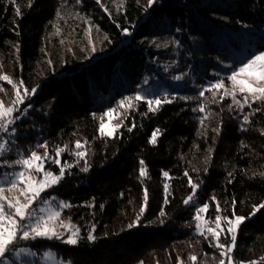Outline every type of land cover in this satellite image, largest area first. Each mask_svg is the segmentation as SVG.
I'll return each mask as SVG.
<instances>
[{
  "label": "trees",
  "instance_id": "1",
  "mask_svg": "<svg viewBox=\"0 0 264 264\" xmlns=\"http://www.w3.org/2000/svg\"><path fill=\"white\" fill-rule=\"evenodd\" d=\"M261 51L264 0H157L151 7L147 0H0V75L22 80L29 90L37 87L14 113L20 117L11 126L16 132L0 134L10 148L0 156V176L18 169L11 162L21 155L43 153L37 145L47 143L52 154L67 145L61 163L73 167L41 197L68 203L61 214L80 227L76 245L62 237L26 245L38 256L48 252L67 264H177V258L193 264L191 255L198 257L196 264H218L220 250L195 230V207L207 203L209 218L246 217L231 253L234 264L259 261L264 208L254 211V206L264 204V103L230 110L231 98L219 101L217 95L212 103L211 92L205 97L199 92L212 70L229 61L236 67L240 55ZM173 62L178 72L192 71L195 80H186L156 113L146 101L126 112L120 108L122 126L114 136H102L99 116L124 97H134L157 64ZM0 86V99L8 105L13 89L4 81ZM201 103L204 113L198 110ZM155 129L161 134L153 145ZM76 140L87 142L82 149L87 156L78 163ZM85 160L87 172L81 171ZM141 160L147 177L140 176ZM45 166L59 172L51 162ZM186 171L200 185L188 205L183 201L192 189ZM145 188L146 210L128 228L140 212ZM92 225L96 239L89 241ZM222 243L230 244L231 237Z\"/></svg>",
  "mask_w": 264,
  "mask_h": 264
},
{
  "label": "snow or ice",
  "instance_id": "2",
  "mask_svg": "<svg viewBox=\"0 0 264 264\" xmlns=\"http://www.w3.org/2000/svg\"><path fill=\"white\" fill-rule=\"evenodd\" d=\"M157 3V0H147V7H151ZM106 12L107 8L104 9ZM17 15H20V9H16ZM125 34H130L128 29L123 30ZM95 51V47L92 48ZM176 80L182 79V76L174 77ZM230 82V86L225 84L224 78L216 80L215 83L208 85L204 90L199 92V97H205V91L212 93V103H216L217 95H219V101H223L226 97H230L232 104L229 105L231 110L232 105H235L240 110H243L245 105L251 107L252 103L260 101L264 103V51L253 54L250 59L245 63H241L238 68L231 72L226 78ZM0 81L7 82L13 89V98L11 103L6 105L3 99H0V133H6L12 136L16 129L11 127L15 124L19 116H14V113L20 111L19 106L23 105L26 100L37 92V87H33L30 90L23 87V81L15 82L9 75H0ZM4 88L0 86V92H3ZM240 96L242 99H238ZM173 98L160 97L148 98L141 95L139 92L134 97H124L118 102L119 108L125 110L132 109L137 101H146L149 112L156 113L164 104L172 102ZM182 99L189 100L192 97H183ZM31 104H28V108ZM205 105L201 103L198 110L201 113L205 112ZM24 112L27 109L23 110ZM259 111V109H256ZM95 115V114H94ZM124 113L118 111L117 108H109L106 112L99 116V132L102 136L112 137L114 136L117 129L122 126L121 123L112 124L114 119H120ZM107 117V122L105 121ZM244 122L249 121V115L243 116ZM203 124V118L201 119ZM135 123L128 128L131 132L135 127ZM219 129H217V132ZM161 134L160 129H155L150 137V143L155 145L157 143L158 136ZM85 142L80 140L75 141L74 155L77 158V163L81 159H85L87 151L85 149ZM37 147L44 149L41 155L37 151L33 150L28 155H21L20 158L12 161L14 165L21 167L20 171L13 172L11 174H5L4 180L7 182V187L0 185V258L4 257L6 253L12 252L13 248L18 240H36L37 238L46 239H61L62 233L57 231V227H63L68 230L70 234L67 239L63 242L69 245H76L79 242L80 229L74 227L70 223L60 220L61 212L55 210L52 207V201L43 199L41 194L46 190L53 188L58 185L62 178L65 176L66 171L70 170L73 165L67 162L61 163L60 157L67 150L68 146L63 147L57 146L55 149V155H50L47 143L37 145ZM10 150L9 140L0 138V156H3ZM51 161L52 164L59 166V172L54 173L53 171L45 168V163ZM3 163L7 165L8 160H4ZM141 168L139 170L141 177H147V169L144 165V161H140ZM89 170V165L85 160V166L81 169L83 172ZM188 176L187 171L184 173ZM264 175V173H261ZM164 177H169L168 172H163ZM188 183L192 189L191 194L183 201L185 205L191 203L196 195V190L199 188V184L194 182L190 176H188ZM165 192H168L169 185L165 183ZM11 193L12 195H6ZM54 199V198H53ZM149 200V193L147 188L144 189L143 193V204L140 208V212L133 223L128 224V228H132L139 223L140 216L146 210ZM215 200V197H213ZM167 203V200H165ZM39 203L42 205L39 209L34 207V204ZM235 204V201H233ZM61 209L70 207V205L64 201L59 202ZM103 207V205H101ZM258 208H264V204L254 206V211ZM209 209V204L205 203L198 207L195 212L194 219L196 221L195 227L197 232L204 236L206 233L215 241L214 246L220 250V259L218 264H234L233 257L231 255L237 241V232L241 225L245 221L246 217L233 214V217L216 215L213 223L215 227H208L209 221L204 215ZM216 211L219 213L220 205L216 203ZM39 213V214H38ZM161 216L165 213L162 211ZM161 223L163 221L161 220ZM225 225L227 226L225 228ZM95 225H92V231H89L87 239L94 241L96 236L93 235ZM222 234H230L231 243H221ZM207 238V236H206ZM26 249H20L15 254L20 255V252H25ZM47 255V253L45 254ZM189 260L196 264L198 257L191 255ZM143 264V262H141ZM177 264H184V262L177 258ZM239 264H264V256L260 257L259 261L252 260L250 262H239Z\"/></svg>",
  "mask_w": 264,
  "mask_h": 264
},
{
  "label": "rangeland",
  "instance_id": "3",
  "mask_svg": "<svg viewBox=\"0 0 264 264\" xmlns=\"http://www.w3.org/2000/svg\"><path fill=\"white\" fill-rule=\"evenodd\" d=\"M254 54H256V53H254ZM252 55L253 54H250L249 56L240 55L238 58V62H237L236 67H232V62H230V61L228 63H223L221 65V67H219L215 70H212L210 72L211 77L209 79H207V81H206L208 83H202V85H205V87H207L208 85L215 83L216 80L224 78L225 84L230 86V82L226 79L227 76H229L232 71H234L236 68H238L241 63L247 62V60L250 59ZM156 67H157V69L155 72L149 73V74H146L145 76H143V78L141 79V84L139 86V93L141 95L148 97V98L160 97L161 99H163L164 97H168L171 99L177 93V89L180 86H182L186 80H190V81L195 80V77L191 76L192 71H189V73H188V70L184 71V72H178L177 69L179 68V66L177 65L176 62L165 63V64H163L162 67L159 64H157ZM196 73H197L196 76L200 77L201 79L205 78V76L203 75V73L199 69H196ZM176 76H182V79H180V80L174 79V77H176ZM237 98L242 99V97H240V96H238ZM115 108H117L118 111L121 112V109L119 108V106H117ZM105 121L107 122V117H105ZM117 123H119V119H114L112 121V124H117ZM38 153H40L41 155L43 154L41 152H38ZM50 155L54 156L55 153L54 154L50 153ZM47 162H51V161L49 160ZM46 163H45V165H46ZM57 167L59 168V166H57ZM45 168H46V166H45ZM46 169L52 171L50 168H46ZM20 170H21V167L19 166L18 169L12 170L10 173H6V174H11L13 172L20 171ZM4 176H5V174L0 176V185L4 186L6 188L7 182L4 180ZM6 195L11 196L12 194L6 192ZM47 200L52 201V207L55 210L60 211L62 213V210L59 207L58 202L54 201V199L52 197H51V199H47ZM193 202H195V200H193ZM34 207L39 209L40 207H42V205H40L39 203H36V204H34ZM198 207H200V206L197 205L195 207V210H194L195 212H196V209ZM202 215H204L205 218L209 221V224L207 225L208 227H215V224L213 223V221H214L216 215H218V214H216L212 218L207 217L206 213L202 214ZM60 220H63L67 223H70L74 227H78L80 229V227L75 222H73L72 220H70L69 218L65 217L62 214L60 216ZM194 223L196 224L195 219H194ZM226 227L227 226L225 225V228ZM57 231H59L63 234L62 235L63 240H66L67 236L70 234V232L68 230H65L63 227H60V226L57 227ZM196 232H197V230H196ZM206 236H207V240L214 245L215 241L213 239H211V237L208 236L207 233L204 235V237L206 238ZM79 237H80V234H79ZM228 237H230V234H222L220 242L222 243V240L226 239ZM28 241L18 240L16 242L14 248H13V251L10 252V255L4 256V257H2V259L0 258L1 259L0 264H67L64 261H62L61 259L55 257L53 254L48 253V252H47V255H45V253H44V254L38 256L28 245H26ZM20 249H26L27 251L20 252V255L17 256L15 253L19 252ZM226 264H227V262H226Z\"/></svg>",
  "mask_w": 264,
  "mask_h": 264
},
{
  "label": "built area",
  "instance_id": "4",
  "mask_svg": "<svg viewBox=\"0 0 264 264\" xmlns=\"http://www.w3.org/2000/svg\"><path fill=\"white\" fill-rule=\"evenodd\" d=\"M0 134H3V133H0Z\"/></svg>",
  "mask_w": 264,
  "mask_h": 264
}]
</instances>
